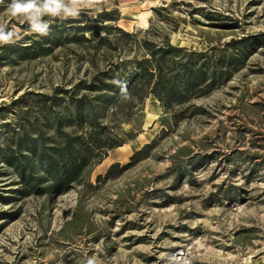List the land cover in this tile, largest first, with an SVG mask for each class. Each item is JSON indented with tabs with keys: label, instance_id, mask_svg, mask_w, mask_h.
Masks as SVG:
<instances>
[{
	"label": "rangeland",
	"instance_id": "rangeland-1",
	"mask_svg": "<svg viewBox=\"0 0 264 264\" xmlns=\"http://www.w3.org/2000/svg\"><path fill=\"white\" fill-rule=\"evenodd\" d=\"M10 2L0 0V23L19 38L0 44V152L42 121L43 97L61 98L100 72L115 84L133 75L145 43L183 48L172 56L178 65H237L167 113L149 93L139 115L117 127L124 144L68 190L19 195L0 163V264H264V0H95L78 18L44 19L132 36L98 27L96 37L85 33L90 41L60 46L10 16ZM103 14L115 20L95 22ZM37 40L39 50L23 51Z\"/></svg>",
	"mask_w": 264,
	"mask_h": 264
},
{
	"label": "trees",
	"instance_id": "trees-1",
	"mask_svg": "<svg viewBox=\"0 0 264 264\" xmlns=\"http://www.w3.org/2000/svg\"><path fill=\"white\" fill-rule=\"evenodd\" d=\"M102 20L115 19L103 14L95 22ZM72 23L50 26L49 35H39V38H53L58 46L71 41L86 42L90 40L85 33L90 31L92 37H96L98 27L105 32L114 30L123 36H132L116 27L77 28ZM41 44H44L41 40L34 41L23 51L35 53ZM144 46L148 57L135 64L133 75L115 84L114 81H107L110 80L108 71L100 72L89 84L80 82L70 90H61V98L43 97L49 104H42L47 108V112L41 114L42 121L35 119L29 130L21 127L19 135L15 133L14 137L6 138L0 152V163L17 179L19 195L52 196L82 184L108 151L124 144L123 139L117 136V127L121 121H129V114L139 115L149 93L161 102L167 113L176 106L186 104L194 96L204 95L224 83L237 65L235 59L233 70L228 68L217 72L210 70L207 63L178 65L172 56L185 51L183 48L170 44L157 49L149 43ZM170 68L175 73L172 80L164 75L165 70ZM150 86L151 91L147 92ZM58 100L65 108L61 113L54 114L52 107ZM117 165L109 167L105 178Z\"/></svg>",
	"mask_w": 264,
	"mask_h": 264
},
{
	"label": "clouds",
	"instance_id": "clouds-1",
	"mask_svg": "<svg viewBox=\"0 0 264 264\" xmlns=\"http://www.w3.org/2000/svg\"><path fill=\"white\" fill-rule=\"evenodd\" d=\"M94 5L95 0H11L6 10L12 17L22 16L32 33L47 36L50 25L44 17L78 18L82 8H92ZM18 38V29L8 30L6 24L0 23V44H11ZM87 264H97V261L89 259Z\"/></svg>",
	"mask_w": 264,
	"mask_h": 264
},
{
	"label": "bare ground",
	"instance_id": "bare-ground-1",
	"mask_svg": "<svg viewBox=\"0 0 264 264\" xmlns=\"http://www.w3.org/2000/svg\"><path fill=\"white\" fill-rule=\"evenodd\" d=\"M147 13H141L140 14V24H146V21H145V16H146ZM138 17V16H137Z\"/></svg>",
	"mask_w": 264,
	"mask_h": 264
}]
</instances>
